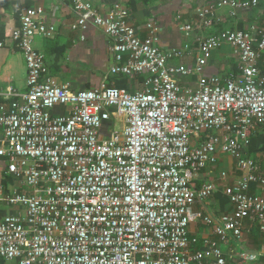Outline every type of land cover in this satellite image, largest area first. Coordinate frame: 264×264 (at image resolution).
<instances>
[{"label":"built area","instance_id":"obj_1","mask_svg":"<svg viewBox=\"0 0 264 264\" xmlns=\"http://www.w3.org/2000/svg\"><path fill=\"white\" fill-rule=\"evenodd\" d=\"M58 1L74 12L72 31L94 26L111 39L109 76L142 79V89L60 85L35 47L36 37L52 38L56 27L46 24L43 8H18L20 25L0 48L14 46L23 55L27 90L0 93V169L19 184L4 199L19 212L0 221V260L229 264L222 246L242 241L246 223L264 232V197L251 192L252 185L264 189V175L249 156L252 138L264 133V29L251 25L206 37L193 68L175 67L169 62L183 51L163 52L155 23L133 26L130 0H117L107 15L90 0ZM207 2L197 11L206 28L216 10L237 17L259 0ZM224 46L238 58L240 74L206 76L213 52ZM193 75L199 76L195 87L179 82ZM58 107L70 110L56 115ZM221 155L232 157L243 177L225 189L231 210L213 218L195 205L218 186L199 187L197 180ZM199 223L213 237L193 235L190 228ZM241 260L259 264L255 254Z\"/></svg>","mask_w":264,"mask_h":264},{"label":"crops","instance_id":"obj_2","mask_svg":"<svg viewBox=\"0 0 264 264\" xmlns=\"http://www.w3.org/2000/svg\"><path fill=\"white\" fill-rule=\"evenodd\" d=\"M116 1L90 0L101 15H107ZM0 3L1 26L2 24L4 26L2 32L5 38L12 29L20 25L18 18L20 6L44 9L46 24L55 26L57 32L52 38L36 37L35 47L44 53L49 74L60 85H69L76 91L92 90L103 83L129 93H136L142 89L140 85L142 79L109 76V70L114 65V57L110 51L111 39L94 26H89L86 31H72L75 15L71 6L61 4L58 0H0ZM207 4V0H191L188 3L184 0H130L129 8L133 26L144 27L147 23L153 22L160 29L159 47L163 52L183 51V56L171 60L169 65L193 68L204 38L226 29L244 30L251 25L264 29V0H259L258 5L251 10H240L237 17H232L228 8L216 10L213 23L208 28L201 25L197 12L199 7ZM186 25L193 27L192 33L182 30ZM204 74L223 79L240 74L239 60L230 46L213 52ZM26 75V63L21 52L14 46L0 48V93H6L10 89L25 93ZM198 80V75L179 78L181 84L192 87L197 85ZM69 110L68 107H58L54 114L64 115ZM256 140L255 151L253 154L249 153V156L256 161L264 175V133H259ZM225 156L221 155L219 164L203 171L197 180L199 187L205 183L218 186V191L212 198L195 205L196 210L213 218H218L231 210L224 194L225 189L243 177V173L237 169L235 160ZM223 173L227 174L226 179L222 178ZM18 186V183H13L0 169V221L19 212L18 209L7 206L4 201L6 195L13 188H19ZM251 192L264 197V189L257 185L251 186ZM245 225L242 241H231L228 245H223L224 254L229 264H245L241 260L243 254H255L258 263L264 264V232L256 225L249 223ZM190 231L202 241L213 237V229L201 223L191 226ZM0 264L18 263L0 260Z\"/></svg>","mask_w":264,"mask_h":264},{"label":"trees","instance_id":"obj_3","mask_svg":"<svg viewBox=\"0 0 264 264\" xmlns=\"http://www.w3.org/2000/svg\"><path fill=\"white\" fill-rule=\"evenodd\" d=\"M1 4V3H0ZM1 23H2V21H1V17H0V26H1ZM2 28H0V42L1 41H4V39H5V35H4V33L2 32V29H3V24H2V26H1ZM257 139V135L256 136H254L253 138H252V144H251V148H250V150H249V153L250 154H253L254 153V151H255V147H256V140ZM228 203H229V201H228Z\"/></svg>","mask_w":264,"mask_h":264},{"label":"rangeland","instance_id":"obj_4","mask_svg":"<svg viewBox=\"0 0 264 264\" xmlns=\"http://www.w3.org/2000/svg\"><path fill=\"white\" fill-rule=\"evenodd\" d=\"M116 122H117V127L115 128L116 131L122 132V126H121V124L118 122V120H117ZM225 157L227 158V157H230V156H227V155H226ZM225 157H224V158H225Z\"/></svg>","mask_w":264,"mask_h":264}]
</instances>
